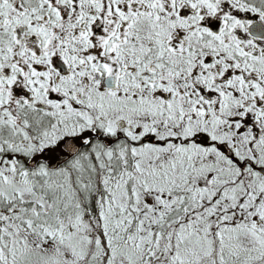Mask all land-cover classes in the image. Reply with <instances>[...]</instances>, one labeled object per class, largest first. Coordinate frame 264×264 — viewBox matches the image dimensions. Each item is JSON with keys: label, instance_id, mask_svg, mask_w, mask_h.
<instances>
[{"label": "snow or ice", "instance_id": "1", "mask_svg": "<svg viewBox=\"0 0 264 264\" xmlns=\"http://www.w3.org/2000/svg\"><path fill=\"white\" fill-rule=\"evenodd\" d=\"M0 264H264V0H0Z\"/></svg>", "mask_w": 264, "mask_h": 264}]
</instances>
